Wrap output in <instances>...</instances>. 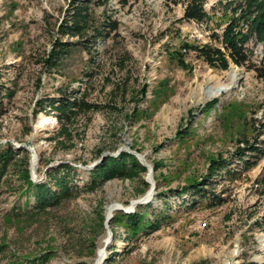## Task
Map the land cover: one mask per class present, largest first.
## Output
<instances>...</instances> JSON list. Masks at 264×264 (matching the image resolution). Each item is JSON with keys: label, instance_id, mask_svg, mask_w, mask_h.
<instances>
[{"label": "rangeland", "instance_id": "obj_1", "mask_svg": "<svg viewBox=\"0 0 264 264\" xmlns=\"http://www.w3.org/2000/svg\"><path fill=\"white\" fill-rule=\"evenodd\" d=\"M75 1L0 0V86L14 92L0 108V145L20 159L0 182V264L44 254L46 264H264V70L228 56L226 68L212 65L197 52L222 47L236 15L220 0H207L203 23L184 18L186 0H92L93 26L110 17L119 28L92 52L80 46L58 72L46 60L56 39L78 40L58 33ZM246 47L263 67L261 46ZM159 85L171 96L154 112ZM78 88L99 109L62 134L50 103ZM123 153L148 173L92 186L91 171ZM27 157L35 183L52 185L61 165H73L69 185L79 191L45 211L27 209ZM215 160L230 172L203 186L207 197H180L190 178H211ZM163 197L170 219L159 227L131 237L117 223L116 214L149 204L155 220Z\"/></svg>", "mask_w": 264, "mask_h": 264}, {"label": "trees", "instance_id": "obj_2", "mask_svg": "<svg viewBox=\"0 0 264 264\" xmlns=\"http://www.w3.org/2000/svg\"><path fill=\"white\" fill-rule=\"evenodd\" d=\"M92 0H77L72 5V11L68 13V17L64 19L59 27V36L64 37L68 35L69 38H76L78 40L56 39L53 44V49L50 52L46 63L51 68L57 69L58 72L63 62L67 60L71 54H73L80 46H84L88 52H92L97 46L99 39H105L110 37L112 33H115L119 25L117 21L111 20L110 17L98 27H94V19L91 13ZM186 8L184 18L188 21H195L203 23L210 18L209 13L206 10L207 0H186ZM220 6H225L233 12V21L228 23L223 31L221 44L222 47L210 48L207 46L199 47L197 52L202 59H205L210 64H221L226 68V63L223 60L225 56H228L237 66H247L249 69L254 68L264 70V66L257 67L252 59L249 50L246 45L250 42H254L257 46H261L262 60L264 62V0H228L218 1ZM214 8V7H213ZM212 8V10H214ZM93 30V33L88 37V33ZM86 38H89L85 40ZM91 38V39H90ZM84 41L89 42L85 43ZM94 62V61H93ZM89 76V75H88ZM5 85L0 86V108L3 106V98L7 96L12 98L14 92H12ZM5 91V92H4ZM62 94L57 97L55 101L50 103L51 109L57 114L59 123L62 126V134H69V128L73 121L83 112L98 110L99 106L92 105L85 101L84 97H80V89L61 90ZM171 90L166 85H159L154 88V112H157L161 105L166 103L171 96ZM79 95V96H78ZM44 102H41L43 104ZM216 102H212L207 105L206 108L214 109ZM43 109V107H42ZM210 110V111H211ZM229 110L224 114V120L229 118ZM3 112H0V115ZM71 135V134H69ZM184 137L185 135H181ZM254 150H259L253 148ZM26 150H23V152ZM241 153V152H240ZM239 153V154H240ZM18 152L10 146L8 148L5 145H0V182L4 170L10 166L18 164L20 159L17 158ZM25 167L23 171V178L26 180V190L28 199L25 201L27 209L32 207V210L36 213L45 211L48 207H53L63 199L73 196L74 193L79 191V187H70V175L71 172L76 169L73 165H61L63 170L62 175L54 177V183L50 185L47 182L35 183L31 178V169L29 158L27 157ZM250 161H245L243 166L249 165ZM215 160L214 167L210 177H206L204 182L190 178L188 185L182 192L178 193L180 197L191 196V198H205L209 194L203 186L209 184L210 180L217 179L221 172L219 170L228 169V161ZM240 168V167H239ZM229 173L230 171L227 170ZM148 173V168L140 162V160L132 153H123L119 157L108 156L103 159L100 164L91 171V185L96 186L99 182H106L116 178L120 179H134L144 176ZM34 200V204H31V200ZM164 201L163 209L157 214L155 220L151 219L153 212L150 211L152 204L147 206H140L139 212L136 214L118 213L115 215L117 223L122 227L129 228V235L135 237L140 233H147L152 228L159 227L163 222H167L170 219L168 213L170 212V204L168 198H161ZM196 201V200H195ZM193 201V202H195ZM0 248V252H1ZM116 254V253H115ZM49 260V255L44 254L40 257L29 258L27 261L20 260L14 264H46Z\"/></svg>", "mask_w": 264, "mask_h": 264}, {"label": "bare ground", "instance_id": "obj_3", "mask_svg": "<svg viewBox=\"0 0 264 264\" xmlns=\"http://www.w3.org/2000/svg\"><path fill=\"white\" fill-rule=\"evenodd\" d=\"M236 71H237V70H236ZM115 209H116V208H115L114 205H113V206H109V207H108V215L111 214V213H113V212L115 211ZM97 264H101V259L98 260ZM229 264H230V263H229Z\"/></svg>", "mask_w": 264, "mask_h": 264}]
</instances>
